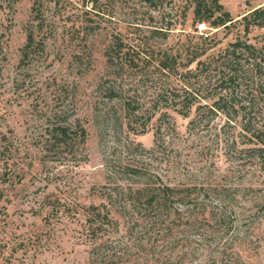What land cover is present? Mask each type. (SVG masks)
<instances>
[{
    "label": "rangeland",
    "instance_id": "obj_1",
    "mask_svg": "<svg viewBox=\"0 0 264 264\" xmlns=\"http://www.w3.org/2000/svg\"><path fill=\"white\" fill-rule=\"evenodd\" d=\"M35 1L0 0V264H264V156L245 151L264 144L213 108L219 81L183 75L238 37L264 44L240 20L264 0H220L233 22L216 32L190 0H38L41 28ZM31 25L43 51L21 62ZM190 84L187 109L170 95ZM55 122L70 144L47 150ZM134 182L190 195L134 210L117 194Z\"/></svg>",
    "mask_w": 264,
    "mask_h": 264
},
{
    "label": "trees",
    "instance_id": "obj_2",
    "mask_svg": "<svg viewBox=\"0 0 264 264\" xmlns=\"http://www.w3.org/2000/svg\"><path fill=\"white\" fill-rule=\"evenodd\" d=\"M95 1L96 0H90V2L93 3ZM37 3L38 0L33 4L31 12H35L34 16L37 20L35 25L41 28L42 20L39 19L40 8L35 6ZM190 3L192 8V21L194 24L198 25L204 23L209 28L215 29L214 32L221 26L227 29L230 28L233 22L232 18L229 12L224 10L220 0H190ZM240 20L245 34L248 33L251 26H262L264 24V7L260 6L248 10L240 17ZM33 27L34 26L31 25L27 28L25 43L21 49V62L25 59H29L31 53L43 51V41L37 36ZM116 45L118 48L122 47V43L119 39ZM172 56L171 54H164V57L161 58L158 63L160 66L159 68L169 71L170 67H173L172 64L175 63ZM195 60V58L191 59V61ZM210 72L214 73L210 74ZM183 75H186L189 80L200 82L202 85L209 84L214 78V82L216 80L219 81L218 84L222 86L221 89L223 93H219L213 101V108L222 110L230 119L239 116L241 128L244 131V136L247 138V141L251 143L256 141L257 144H264V126L261 125L253 115L255 97L257 98L261 94H264V44L258 46L249 42L247 38L241 39L238 37L233 42L219 48L209 60L208 58L205 60H197L194 71L188 69ZM191 88L195 89L193 84H190V86L183 85V87H181V91L183 90L182 94L179 95L175 93L172 94V96L170 95V98L177 100V104L186 103L185 106L189 109L193 106L190 97H192V94H195ZM241 89L244 91L240 92L242 91ZM161 90L162 91L157 92L159 98L164 91L163 89ZM127 107L131 108L132 112L135 108V106L130 105L129 102H127ZM74 130L75 134L84 141V128L77 125ZM46 131L47 134L43 141V145L47 150H54L70 144V128L64 123L55 122L53 125H48ZM243 151L244 148H241L240 152ZM245 151H254L258 158L264 156L263 145H258V147L252 149H245ZM131 172L134 176L139 173L136 170H132ZM134 183L136 184L135 187H129L127 193H123L122 191L117 193L119 197L122 195L125 199V203L128 202L134 210H148V208H152V206H158L168 211V209L171 208V199L176 198L174 199L176 202L184 205L187 204L185 198H189L190 195V193L179 192V190H176L177 188L167 184L162 187H136L138 183ZM188 190L189 189H185L187 192ZM225 208L227 207H222V209ZM93 209L94 208H92V210ZM229 215H231V212ZM118 258L119 256L116 260L107 263V260H105L106 258L103 257L100 259L101 261L99 263L97 253L92 263L120 264Z\"/></svg>",
    "mask_w": 264,
    "mask_h": 264
}]
</instances>
